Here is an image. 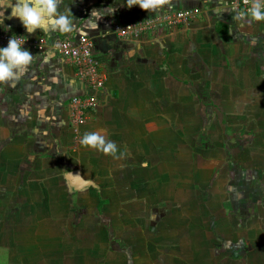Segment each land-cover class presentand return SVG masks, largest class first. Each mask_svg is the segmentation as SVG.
I'll list each match as a JSON object with an SVG mask.
<instances>
[{
	"label": "crops",
	"instance_id": "0c3cea01",
	"mask_svg": "<svg viewBox=\"0 0 264 264\" xmlns=\"http://www.w3.org/2000/svg\"><path fill=\"white\" fill-rule=\"evenodd\" d=\"M230 1L165 0L151 12L125 7L123 0H60L58 11L69 8L80 29L71 34H27L18 19L4 21L10 28L0 31L50 41L92 39L105 84L82 135L95 132L114 142L117 152L114 158L81 144L71 150L69 102L93 92L53 51L29 50L35 58L28 71L14 83L0 84V259L5 256L11 264H26L34 256L33 264H210L208 250L200 248L205 244L197 236L200 228L178 230L193 208H171L176 192L192 190L198 180L192 168L193 134L214 132L212 145L224 149L225 118L239 126L242 117L249 120L244 131L264 133V21L233 20ZM109 7L111 14L93 29L90 11ZM218 7L225 9L217 14ZM186 9L200 12L188 26L139 40H122L111 31L115 23ZM218 154L206 157L217 164L224 158ZM247 163L261 181L262 168H254L251 159ZM71 172L86 184L79 191L67 178ZM205 173L206 178L197 172L201 181L229 180L223 173ZM238 174L239 180L246 177ZM212 205L217 222L224 219ZM71 208L110 211L104 213L110 224L92 223L94 232L89 231L91 221L71 220ZM196 209L202 227L205 215ZM124 223L129 240L114 243L130 245L131 255L112 245L109 226L122 232Z\"/></svg>",
	"mask_w": 264,
	"mask_h": 264
},
{
	"label": "rangeland",
	"instance_id": "374dc122",
	"mask_svg": "<svg viewBox=\"0 0 264 264\" xmlns=\"http://www.w3.org/2000/svg\"><path fill=\"white\" fill-rule=\"evenodd\" d=\"M225 120L227 122L226 127L224 126L226 129L224 134H222L224 135L223 138H225V140L223 139L225 148L223 149L220 146L219 149L221 151L212 145V139H215L216 133L198 130L193 134L194 158L192 168L198 180L194 181L192 190L187 188V191L182 189L176 192V198L175 201L172 199L171 208H193V212L189 213L187 211L181 219V223H178V230H182L185 226H198L200 228L201 234L197 236L205 244L199 247L203 250H208L210 264H264V203L261 204L264 197V176L260 178L261 181H257L256 177H254L256 175L252 176L251 172H249V167L251 166L247 163V160L250 159L254 161L253 167H261L260 175H264V164H260V161H264V133L244 131L247 124H249V120L246 117L239 119V126L236 124L237 121L234 122L233 118H225ZM250 128H254V126ZM79 146L71 148V150L76 151ZM206 146L212 147L210 149ZM217 151H219V157L224 153V158L216 164L215 158L211 160L206 155H211L212 153L216 157ZM202 160L203 162L208 161L203 164ZM206 171L210 172V176L212 173H216L218 176L223 173L225 174L223 176H228L229 180L218 181L211 179L212 181L209 182L201 181L202 179L200 180L197 172H200V175L206 178V175H204ZM240 171L244 172V176H246L242 180H239L241 175L238 173ZM206 184L209 185V188H206ZM212 204L219 207L220 211L217 214L219 217H223V214H225L224 219L219 218L217 222L216 215L214 216V212L211 209L214 208ZM196 208L205 215V224L202 227L201 217L196 212ZM68 209L66 210L68 211ZM100 210L99 208H71L70 219L74 221L85 220L83 222L91 221L88 225L86 223V229L94 232L91 228L92 223H96L95 226L101 227L104 224H110L109 216L104 214L110 213V211L104 212L102 210L100 212ZM117 210L118 208H112L113 212ZM151 214L152 212H150ZM220 220L224 222V225L221 224L220 226ZM124 224L125 230L122 232H114L109 226V231L114 234V236L111 234L112 245H114L113 248L116 252L123 250L131 255L130 245H126L124 242H120V244L114 243L116 240H129L125 236L126 229H129V227L127 223ZM155 228L156 226H154ZM68 229H71V227L68 226ZM95 231L99 232L100 230L95 229ZM27 246H29V249H35V245ZM10 255L8 254V256ZM4 258L5 256L0 259V264H11L9 260L6 261ZM35 259L36 257L34 256L32 260L26 261V264H33L32 261H35ZM60 263L58 261L56 264ZM65 263L68 264V261L66 260ZM70 263H73V261H69ZM168 263L172 264L170 261ZM48 264L54 263L50 262ZM130 264H134L132 260H130ZM143 264H153V260ZM157 264L159 263L157 262Z\"/></svg>",
	"mask_w": 264,
	"mask_h": 264
},
{
	"label": "clouds",
	"instance_id": "9594fccd",
	"mask_svg": "<svg viewBox=\"0 0 264 264\" xmlns=\"http://www.w3.org/2000/svg\"><path fill=\"white\" fill-rule=\"evenodd\" d=\"M165 0H123L125 7L138 6L142 10L154 12ZM60 0H0V29L8 30L10 25H5L6 19H18L24 31L32 34L37 30L48 33L71 34L79 33L80 29L74 23V17L70 9L59 12ZM10 9V10H9ZM225 8H217L220 14ZM5 10H9L7 16ZM112 8L92 9L89 13L91 26L94 29L96 22L105 15H110ZM250 19L253 21H264V0H249L248 7L235 12L233 20ZM27 38L25 36L12 35L6 46L0 47V84L6 82L14 83L20 76L28 71L33 63L35 55L23 47ZM56 43L52 48H58ZM51 55V53H49ZM82 146L94 148L104 154H112L115 158L117 146L112 141H105L104 137L95 132L85 133L80 137ZM122 156L123 153L121 152Z\"/></svg>",
	"mask_w": 264,
	"mask_h": 264
},
{
	"label": "built area",
	"instance_id": "2783aa9c",
	"mask_svg": "<svg viewBox=\"0 0 264 264\" xmlns=\"http://www.w3.org/2000/svg\"><path fill=\"white\" fill-rule=\"evenodd\" d=\"M249 0H231L230 8L239 12L248 7ZM200 14L197 9L177 10L174 12L156 15L151 18H135L127 22L115 23L112 33L122 40H139L150 33L160 32L164 29L173 30L180 26H188L196 20ZM25 36L23 47L36 54H44L51 50L60 58L74 66L76 76L84 82L93 92L90 95L76 96L69 102V131L70 146H79L82 130L91 112L98 107L96 93L104 88L105 76L101 73V62L95 54L94 42L89 37L64 36L50 41L44 36H33L23 33L0 31V47L6 46L8 39L12 36ZM59 45L52 48V44Z\"/></svg>",
	"mask_w": 264,
	"mask_h": 264
},
{
	"label": "water",
	"instance_id": "95a60500",
	"mask_svg": "<svg viewBox=\"0 0 264 264\" xmlns=\"http://www.w3.org/2000/svg\"><path fill=\"white\" fill-rule=\"evenodd\" d=\"M68 180L71 182L72 188L74 190H81L84 186H86L85 182H82L79 178L78 172H71L67 175Z\"/></svg>",
	"mask_w": 264,
	"mask_h": 264
}]
</instances>
